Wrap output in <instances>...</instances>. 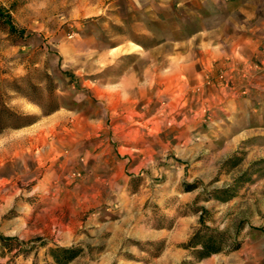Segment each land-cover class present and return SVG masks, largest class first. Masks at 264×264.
Wrapping results in <instances>:
<instances>
[{
	"label": "rangeland",
	"instance_id": "rangeland-1",
	"mask_svg": "<svg viewBox=\"0 0 264 264\" xmlns=\"http://www.w3.org/2000/svg\"><path fill=\"white\" fill-rule=\"evenodd\" d=\"M10 9L14 33L0 14V264H55L56 246L83 249L69 264H264V0ZM232 66L245 83L213 99ZM203 209L237 250L198 260L138 237L142 214L158 227L196 216L192 234Z\"/></svg>",
	"mask_w": 264,
	"mask_h": 264
},
{
	"label": "trees",
	"instance_id": "trees-1",
	"mask_svg": "<svg viewBox=\"0 0 264 264\" xmlns=\"http://www.w3.org/2000/svg\"><path fill=\"white\" fill-rule=\"evenodd\" d=\"M0 14L5 17L7 23L10 24V30L14 33L16 26L12 22V14H5L0 9ZM22 32V31H21ZM23 33V32H22ZM193 185L185 187V191H192ZM222 193H228L229 187H222L217 189ZM234 194L231 193L226 195L222 200L228 201L233 198ZM204 209L200 215V226L194 230L189 236L188 240L182 243L180 246L184 249L194 250L198 260L208 258L214 254L221 253L224 251H234L240 247V243H234L229 240L228 235L225 231H220L214 228L208 227L204 222ZM83 249L77 246H56L49 249V255L53 257L55 264H69L76 259Z\"/></svg>",
	"mask_w": 264,
	"mask_h": 264
},
{
	"label": "crops",
	"instance_id": "crops-1",
	"mask_svg": "<svg viewBox=\"0 0 264 264\" xmlns=\"http://www.w3.org/2000/svg\"><path fill=\"white\" fill-rule=\"evenodd\" d=\"M16 0H0V9L5 14L11 13L14 14L13 11L10 9L12 4ZM182 39H186L185 37ZM178 46H182V42H178ZM243 42L238 44L234 50V53L236 56H239L240 58H243L245 55L242 48H243ZM180 53V52H179ZM228 74V83L226 84V88L219 87L217 88L218 92L216 91V94L213 95V99H234V96L231 95V92H234L233 90L237 89V87L243 85L245 83V76L246 74L243 73V71L239 68H236L232 66L229 70L226 71ZM230 74V75H229ZM230 84V85H229ZM262 85L261 83H259ZM229 85V86H228ZM231 91V92H229ZM141 213V210H140ZM151 217V216H150ZM156 216H152L154 219ZM146 217L142 214L140 218L137 220V226L136 231L140 233L138 236L139 238L145 239H151V240H160L166 242L168 244L170 241L178 243L179 247L182 248L180 245L183 242H186L191 235V229L192 226L196 223L197 217L192 215H183L179 216L175 220V222L171 226L162 225L161 227L141 223L142 220H144ZM160 221H164V218L159 219ZM162 243V242H161ZM184 249V248H183Z\"/></svg>",
	"mask_w": 264,
	"mask_h": 264
}]
</instances>
